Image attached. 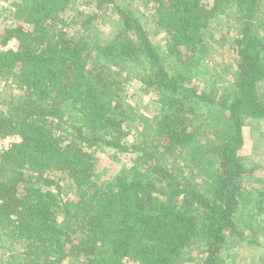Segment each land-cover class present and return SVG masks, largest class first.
I'll return each mask as SVG.
<instances>
[{"label": "trees", "instance_id": "16d2710c", "mask_svg": "<svg viewBox=\"0 0 264 264\" xmlns=\"http://www.w3.org/2000/svg\"><path fill=\"white\" fill-rule=\"evenodd\" d=\"M74 1L11 3L2 45L15 47L0 49V80L20 94L0 108V139L22 142L0 155V247L22 249L0 264H185L195 249L200 264H224L242 237L238 212H264V191L245 186L254 170L242 157L245 122L264 119L262 0H143L164 51L117 0H95L70 36L63 15ZM110 11L119 24L102 42ZM228 14L237 23L230 83L210 67L207 40ZM95 56L104 63L89 70ZM133 81L158 94L154 122L127 102ZM129 123L140 128L133 145ZM96 148L135 164L101 184ZM57 176L76 199L63 201Z\"/></svg>", "mask_w": 264, "mask_h": 264}, {"label": "rangeland", "instance_id": "374dc122", "mask_svg": "<svg viewBox=\"0 0 264 264\" xmlns=\"http://www.w3.org/2000/svg\"><path fill=\"white\" fill-rule=\"evenodd\" d=\"M14 0H0V49L14 48L15 43L11 42L8 47L2 45L5 38V29L12 24L11 17L8 16L11 11V3ZM117 3L132 11L145 23L153 43L164 51L166 48V36L159 32L154 23V12L145 4L143 0H117ZM206 3L213 5V0H207ZM95 10V0H75L70 9L63 15L66 23L65 31L70 36H76L80 33L81 22L88 14ZM261 10L264 11V0L261 2ZM119 24L118 16L110 11L105 14L101 20V41L105 42L110 34L116 30ZM237 23L231 14L218 17L211 27L207 40L210 44L209 64L211 68L216 69L223 79L230 83L235 71V61L237 59L236 48L234 46L235 32ZM104 61L96 56L90 61L88 69L91 70ZM264 89V83H263ZM20 92L10 83L0 80V108L6 110L5 103L19 96ZM126 100L139 113L146 115L149 119L155 120L158 113V94L156 92L145 93L143 85L139 81L131 82L126 88ZM129 136L126 139L128 145H133L139 138L140 128L137 124L129 123L125 126ZM245 146L242 151L243 162L248 171H252L245 178V186L248 191H264V119L247 120L244 127ZM97 158V175L101 184L112 182L117 176L132 168L135 161L132 158L118 156L116 152L105 149H93ZM174 157H168L164 164L170 168ZM61 181L63 201L76 199V189L71 181L64 176H57ZM253 192V191H252ZM59 220L64 225V217L59 215ZM236 222L241 231L242 237L239 242L234 244L224 252V264H261L264 261V212H260L256 205L244 207L236 215ZM21 246L15 244L7 248L0 247V260L8 259L12 253L20 252ZM204 257L201 249H195L191 254H186L185 264H200ZM71 259L68 264H76ZM126 264H137L128 262Z\"/></svg>", "mask_w": 264, "mask_h": 264}, {"label": "built area", "instance_id": "2783aa9c", "mask_svg": "<svg viewBox=\"0 0 264 264\" xmlns=\"http://www.w3.org/2000/svg\"><path fill=\"white\" fill-rule=\"evenodd\" d=\"M22 142V138L19 135H14L7 137L5 139H0V155L5 151L11 149L14 145L20 144ZM132 262L129 259H126L124 263Z\"/></svg>", "mask_w": 264, "mask_h": 264}]
</instances>
